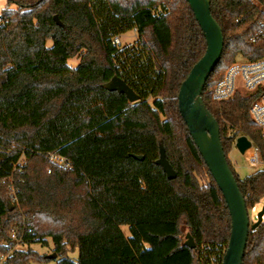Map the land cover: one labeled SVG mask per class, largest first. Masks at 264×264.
I'll return each instance as SVG.
<instances>
[{
	"label": "trees",
	"instance_id": "trees-1",
	"mask_svg": "<svg viewBox=\"0 0 264 264\" xmlns=\"http://www.w3.org/2000/svg\"><path fill=\"white\" fill-rule=\"evenodd\" d=\"M7 2L0 13L5 264L52 260L31 247L50 241L57 264H223L229 208L178 106L180 86L207 47L189 2ZM211 12L223 29L224 49L202 97L219 122L226 156L240 135L262 149V167L245 177L227 156L252 208L264 197V140L249 113L253 97L246 92L214 101L211 91L237 56L264 53V42L251 40L264 18V0H211ZM129 30L137 32L135 43L117 44L115 37ZM75 56L80 61L72 67L68 59ZM114 75L140 99L130 102L106 89ZM161 146L175 179L157 163ZM51 152L70 166L50 162ZM9 179L19 210L5 194ZM13 227L24 233L21 247L11 238ZM186 232L194 248L185 244ZM74 250L76 257L70 256ZM243 264H264V220L250 229Z\"/></svg>",
	"mask_w": 264,
	"mask_h": 264
},
{
	"label": "water",
	"instance_id": "water-1",
	"mask_svg": "<svg viewBox=\"0 0 264 264\" xmlns=\"http://www.w3.org/2000/svg\"><path fill=\"white\" fill-rule=\"evenodd\" d=\"M187 1L204 33L207 47L204 55L195 63L180 86L178 106L189 132L229 208L232 229L223 264H243L250 229L256 228L264 220V207L258 212L257 220L252 221L245 196L238 185L222 145L219 122L207 108L202 97L207 80L222 56L223 29L212 15L211 0ZM54 19L58 24H62L58 15H55ZM103 86L108 90L124 93L130 102L140 99V96L118 75H114ZM250 146L251 141L246 135L236 138L235 147L241 153H244ZM134 156L140 160L143 159L142 155ZM157 163L162 166L168 179L177 177V172L167 159L163 146L160 147ZM185 244L191 248L196 246L190 233L187 234ZM56 257V253L49 255V258Z\"/></svg>",
	"mask_w": 264,
	"mask_h": 264
},
{
	"label": "built area",
	"instance_id": "built-area-1",
	"mask_svg": "<svg viewBox=\"0 0 264 264\" xmlns=\"http://www.w3.org/2000/svg\"><path fill=\"white\" fill-rule=\"evenodd\" d=\"M251 40L252 42H264V18L261 19L257 30L251 36ZM246 92L253 97L249 110L251 119L260 128L261 137L264 140V53L256 58L237 56L235 61L226 69L224 76L214 85L211 98L214 101H224L232 99L237 93ZM248 138L251 141V146L246 151H252L250 163L251 165L259 164L262 166V149L250 137ZM48 157L50 162L61 164L63 168L70 166V162L63 156L51 152ZM254 210L255 206L252 207V211ZM23 235L24 233H20L17 227L11 229V238L15 240L16 247L20 246ZM8 257L9 253L0 251V264H5Z\"/></svg>",
	"mask_w": 264,
	"mask_h": 264
},
{
	"label": "rangeland",
	"instance_id": "rangeland-1",
	"mask_svg": "<svg viewBox=\"0 0 264 264\" xmlns=\"http://www.w3.org/2000/svg\"><path fill=\"white\" fill-rule=\"evenodd\" d=\"M8 2L7 0H0V13L2 10L7 6ZM137 40V32L135 30H129L126 33H123L121 35H118L115 37V42L119 44L120 46H127V45H133L135 41ZM51 43V42H49ZM79 57L75 56L70 59H68V64L72 67H76L79 64ZM152 101V100H151ZM251 150H247L244 153H241L235 145L227 152V156L236 171V173L240 177H245L246 175H249L258 169H260L261 165H251L250 163V154ZM26 160L24 158L21 159V164H24ZM17 170H19L17 168ZM202 179L206 180V176L202 175ZM17 187L13 184L12 179H9L6 182V196L9 199L10 208L16 207L17 210H19V202L17 200ZM15 195V196H14ZM264 207V197L255 205V210L252 211V208H249L251 220L256 221L257 220V214L260 212ZM264 219V218H263ZM123 232L126 236H130V230L128 225H122L121 226ZM188 232H186L185 236H187ZM187 239V237H186ZM18 247H21L18 245ZM27 246H23V248H26ZM31 247L38 252L42 254H52L54 253L53 249V243L50 241V244L48 246H44L43 244H32ZM70 256L76 257L77 256V250L71 251ZM58 256L56 258H52V260L48 262H39L37 264H57Z\"/></svg>",
	"mask_w": 264,
	"mask_h": 264
}]
</instances>
